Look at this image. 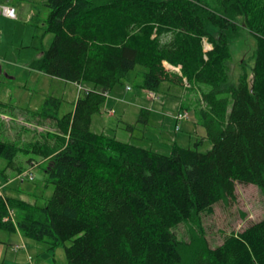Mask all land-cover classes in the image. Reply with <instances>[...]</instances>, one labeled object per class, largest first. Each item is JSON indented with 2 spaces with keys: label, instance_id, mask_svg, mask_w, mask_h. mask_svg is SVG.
<instances>
[{
  "label": "trees",
  "instance_id": "obj_1",
  "mask_svg": "<svg viewBox=\"0 0 264 264\" xmlns=\"http://www.w3.org/2000/svg\"><path fill=\"white\" fill-rule=\"evenodd\" d=\"M47 32L55 39L32 69L88 84L74 111L57 118L59 132L35 141L54 185L43 207L0 194V230L66 247L67 264H264V219L211 247L201 216L236 200V185L264 194V0H46ZM257 41L252 78L230 83L237 22ZM207 40L212 49L206 50ZM166 64L180 69L171 71ZM137 66L139 87L165 83L209 86L195 109L213 147L177 144L164 155L92 131L108 94ZM189 84L190 86H186ZM54 98L46 106L60 105ZM6 103L0 101V106ZM151 113L142 109L138 123ZM133 131L134 126L128 125ZM20 148L0 141V160L14 164ZM31 161V160H30ZM195 223L191 242L174 229ZM0 264H6L1 262Z\"/></svg>",
  "mask_w": 264,
  "mask_h": 264
},
{
  "label": "rangeland",
  "instance_id": "obj_2",
  "mask_svg": "<svg viewBox=\"0 0 264 264\" xmlns=\"http://www.w3.org/2000/svg\"><path fill=\"white\" fill-rule=\"evenodd\" d=\"M18 19L13 20L0 15V100L5 106H0V141L15 144L20 148L14 164L0 171V181L7 185L13 183V188L3 190L4 195L25 200L38 206H45L54 192V185L49 181L46 171L48 162L34 153L32 146L35 141L54 144V133L59 132L57 118L46 117L45 113L58 118L74 111L77 99L84 95L88 84L81 86L69 83L32 69L34 61L48 50L54 39L53 33L47 32V21L50 9L46 0H0V5H16ZM244 18L239 17L240 35L230 42L233 60L230 63V83L236 85L244 70L252 78L256 63L257 41L243 25ZM205 49L212 46L204 41ZM171 71L177 69L166 64ZM144 67L137 66L131 71L123 85L116 86L111 96L117 98L116 103L95 116L96 123L91 127L96 133L116 137L118 140L133 143L145 149H153L164 155L172 153V146L198 149L207 153L213 147L206 138L203 126H195L192 122H182L181 130H176V114L181 106V97H192L194 104L184 103V107L196 109L200 96L194 95L197 89L208 91L209 86H193L192 91L183 86L173 84L171 92L167 83L163 84L159 94L158 112L152 114L150 124L138 123L140 110L134 101L136 95L145 90L139 87L142 82ZM10 77H14L11 79ZM171 84V83H170ZM126 85L133 88L126 91ZM190 85H188L189 87ZM143 91V92H142ZM143 97V96H141ZM57 99L60 105L46 106L48 99ZM165 103V111L162 105ZM143 104L150 102L141 99ZM114 109L116 113L109 112ZM162 120L163 122L162 124ZM128 125L134 126V137ZM145 133V138L142 135ZM142 139V140H138ZM31 160V161H30ZM37 165V167H34ZM34 167V168H33ZM30 170V171H29ZM32 172L34 179L21 182L19 177L26 172ZM6 185V186H7ZM24 192L27 194L25 195ZM202 229L211 247L221 245L225 238L233 232H242L254 223L264 219V194L255 185H236V200L221 202L214 206L213 212L201 216ZM179 239L191 242L200 233L199 227L193 223H183L174 229ZM51 248L49 240L35 241L20 233H10L0 230V261L6 264H67L66 247Z\"/></svg>",
  "mask_w": 264,
  "mask_h": 264
},
{
  "label": "crops",
  "instance_id": "obj_3",
  "mask_svg": "<svg viewBox=\"0 0 264 264\" xmlns=\"http://www.w3.org/2000/svg\"><path fill=\"white\" fill-rule=\"evenodd\" d=\"M10 6H12V7H14L15 9H17L18 7H20V5H19V3H17L16 5H10ZM1 33V38H2V31L0 32ZM11 79H13L14 77H10ZM168 84V83H167ZM77 85V84H76ZM172 85L173 84H168L167 85V87H168V89H169V91L171 92V87H172ZM128 86H130V85H126V91H128L127 90V87ZM88 89H91L92 88V86H88L87 87ZM133 91V88L131 87V90L130 91H128V92H132ZM143 92V91H142ZM146 92V95H144L143 93H139V94H137L136 95V98H135V102H136V106L138 107V109L140 110V112H141V110L142 109H148L149 111H150V113H151V117H150V120H149V123H148V125L150 124V121H151V119H152V114L153 113H157L158 114V112L155 110L157 107H155L154 106V104H156L157 103V105L156 106H158L159 107V101L162 99V96L159 94V92L158 93H155V96H156V98H155V100H151V97H150V93L149 92H147V91H145ZM202 92L203 91H201V89H197L194 93V95H198L199 94V96L201 97V94H202ZM113 93V92H112ZM112 93H109V96L107 97V104H106V109H108V107H110L111 106V102H114V103H116V100H118L117 98H114V97H112L111 96V94ZM141 96H143V97H141ZM182 99H181V106H180V109H179V111H187V112H189L190 114H191V119L190 120H187V121H185V122H192L193 124H194V126H195V129L197 128L196 126H198V120H197V118H196V115H195V110H193L192 109V111L191 110H189V109H187V108H185L184 107V103L185 102H187L188 103V106L189 105H192V104H194L195 103V101H194V99L191 97L190 99H189V97L188 96H182L181 97ZM141 99H145L146 101H148V102H150V105H148V104H143V102H141ZM0 101H2V102H5V101H3V100H0ZM165 103H166V101L163 103V104H160V105H162V108H163V112L165 111ZM196 106H198V105H196ZM112 110H114V109H110V113H111V111ZM178 111V112H179ZM101 113V112H100ZM116 113V112H115ZM99 114V113H98ZM175 115V114H174ZM96 116V115H95ZM95 116L93 117V122H92V126L93 125H95V123H96V119H95ZM163 122H165V120L163 121L162 120V124H163ZM0 124H1V122H0ZM177 125V124H176ZM198 129V128H197ZM177 130V129H176ZM181 130V129H180ZM132 133H131V137H132V139H137V137H134V130L133 131H131ZM142 137H144L145 138V133L142 135ZM138 140H142V139H138ZM10 164H8V162L7 161H4V160H0V171L1 170H4L5 168H7V167H9L10 168ZM5 189H11V190H15V188H13V183L12 184H9V185H7V186H5ZM24 194L25 195H27L25 192H24ZM7 196H9V195H7Z\"/></svg>",
  "mask_w": 264,
  "mask_h": 264
},
{
  "label": "built area",
  "instance_id": "obj_4",
  "mask_svg": "<svg viewBox=\"0 0 264 264\" xmlns=\"http://www.w3.org/2000/svg\"><path fill=\"white\" fill-rule=\"evenodd\" d=\"M0 15H3L6 18L13 19V20H16L18 18L16 9L10 5H0ZM0 37H1V33H0ZM128 90H130V87H128ZM150 97L152 100H154L156 98L154 93H150ZM112 112L114 113V110ZM174 118L177 122V130H179L180 124L186 120H189L190 115L186 111L185 112H179L175 115ZM27 177H28V179L33 180V174L30 172L24 173L23 175H21L19 177V179L21 180V182H24L27 179ZM2 189H3V186H2V183L0 182V194L1 195H2Z\"/></svg>",
  "mask_w": 264,
  "mask_h": 264
}]
</instances>
